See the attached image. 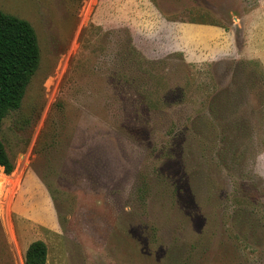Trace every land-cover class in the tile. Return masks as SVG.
<instances>
[{"label": "rangeland", "instance_id": "obj_1", "mask_svg": "<svg viewBox=\"0 0 264 264\" xmlns=\"http://www.w3.org/2000/svg\"><path fill=\"white\" fill-rule=\"evenodd\" d=\"M0 9L41 55L0 126V264L38 239L46 264H264V0Z\"/></svg>", "mask_w": 264, "mask_h": 264}, {"label": "trees", "instance_id": "obj_2", "mask_svg": "<svg viewBox=\"0 0 264 264\" xmlns=\"http://www.w3.org/2000/svg\"><path fill=\"white\" fill-rule=\"evenodd\" d=\"M40 58L38 36L33 25L24 18L0 9V126L11 111L21 106ZM209 109L214 111L211 105ZM0 166L8 174L14 170L1 137ZM47 257V244L38 239L29 244L24 264H46Z\"/></svg>", "mask_w": 264, "mask_h": 264}, {"label": "crops", "instance_id": "obj_3", "mask_svg": "<svg viewBox=\"0 0 264 264\" xmlns=\"http://www.w3.org/2000/svg\"><path fill=\"white\" fill-rule=\"evenodd\" d=\"M225 34L228 36V34H229V33H228V32H224V31H223V33H222V37H224V36H225ZM229 41H230V36H228V38H227V42H229ZM222 42H224V40H222ZM208 60H209V61H211V60H212L211 62H215V61H216V57L209 58Z\"/></svg>", "mask_w": 264, "mask_h": 264}, {"label": "clouds", "instance_id": "obj_4", "mask_svg": "<svg viewBox=\"0 0 264 264\" xmlns=\"http://www.w3.org/2000/svg\"><path fill=\"white\" fill-rule=\"evenodd\" d=\"M258 175L264 176V173H257ZM125 195H127V191L125 193ZM125 211H130V207L126 206Z\"/></svg>", "mask_w": 264, "mask_h": 264}]
</instances>
